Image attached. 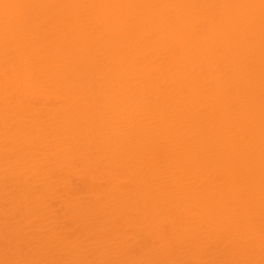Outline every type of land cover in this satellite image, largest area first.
Segmentation results:
<instances>
[{"label":"bare ground","instance_id":"bare-ground-1","mask_svg":"<svg viewBox=\"0 0 264 264\" xmlns=\"http://www.w3.org/2000/svg\"><path fill=\"white\" fill-rule=\"evenodd\" d=\"M0 264H264V0H0Z\"/></svg>","mask_w":264,"mask_h":264}]
</instances>
